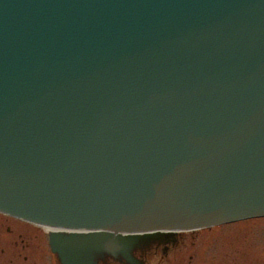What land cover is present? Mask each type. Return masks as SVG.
<instances>
[{"label":"water","instance_id":"obj_1","mask_svg":"<svg viewBox=\"0 0 264 264\" xmlns=\"http://www.w3.org/2000/svg\"><path fill=\"white\" fill-rule=\"evenodd\" d=\"M0 211L60 264L264 216V0H0Z\"/></svg>","mask_w":264,"mask_h":264},{"label":"flooded vegetation","instance_id":"obj_2","mask_svg":"<svg viewBox=\"0 0 264 264\" xmlns=\"http://www.w3.org/2000/svg\"><path fill=\"white\" fill-rule=\"evenodd\" d=\"M232 223L195 229H177L173 232L165 231L152 241H138L133 244L128 249L132 262L121 254L115 256L102 254L95 257L94 262L95 264H264V227L260 230L261 238L253 244L231 239L225 244L223 241L226 240L222 239L221 231L223 228L226 230V227L231 226ZM51 231L41 224L0 212V264H60L57 255L50 250L48 244V235ZM252 251H258V257L252 255Z\"/></svg>","mask_w":264,"mask_h":264},{"label":"rangeland","instance_id":"obj_3","mask_svg":"<svg viewBox=\"0 0 264 264\" xmlns=\"http://www.w3.org/2000/svg\"><path fill=\"white\" fill-rule=\"evenodd\" d=\"M231 226H227L222 229L221 235L223 236L222 239L226 240L223 241L225 244L227 241L234 240L236 242H250L251 244L254 241H258L261 238L260 230L261 227H264V218H254V219H247L244 221L234 222L230 224ZM233 231L235 234H231ZM231 234V236H229ZM256 244V243H255ZM252 255H257L258 251H252Z\"/></svg>","mask_w":264,"mask_h":264},{"label":"bare ground","instance_id":"obj_4","mask_svg":"<svg viewBox=\"0 0 264 264\" xmlns=\"http://www.w3.org/2000/svg\"><path fill=\"white\" fill-rule=\"evenodd\" d=\"M194 229H195V228H194ZM178 230H179V229H178ZM45 231H46V230H45ZM167 232H169V231H167ZM167 232H166V233H167ZM172 232H173V231H172ZM159 233H163V232H159ZM158 235H159V234H158Z\"/></svg>","mask_w":264,"mask_h":264}]
</instances>
